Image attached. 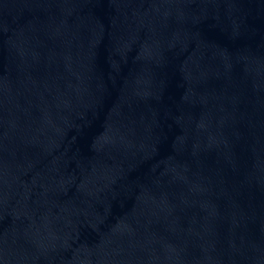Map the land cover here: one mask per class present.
I'll list each match as a JSON object with an SVG mask.
<instances>
[{"label":"water","instance_id":"water-1","mask_svg":"<svg viewBox=\"0 0 264 264\" xmlns=\"http://www.w3.org/2000/svg\"><path fill=\"white\" fill-rule=\"evenodd\" d=\"M0 264H264V0H0Z\"/></svg>","mask_w":264,"mask_h":264}]
</instances>
